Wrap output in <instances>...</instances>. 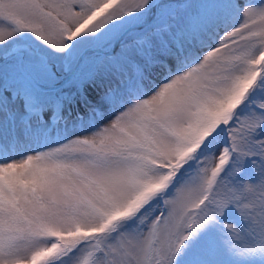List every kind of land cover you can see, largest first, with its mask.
I'll return each instance as SVG.
<instances>
[{
  "label": "snow or ice",
  "instance_id": "6c2138e0",
  "mask_svg": "<svg viewBox=\"0 0 264 264\" xmlns=\"http://www.w3.org/2000/svg\"><path fill=\"white\" fill-rule=\"evenodd\" d=\"M0 264H264V0H0Z\"/></svg>",
  "mask_w": 264,
  "mask_h": 264
}]
</instances>
